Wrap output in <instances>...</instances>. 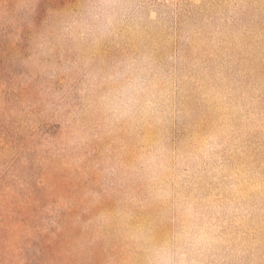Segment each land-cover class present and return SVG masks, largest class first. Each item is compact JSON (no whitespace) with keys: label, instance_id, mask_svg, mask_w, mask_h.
Listing matches in <instances>:
<instances>
[{"label":"rangeland","instance_id":"obj_1","mask_svg":"<svg viewBox=\"0 0 264 264\" xmlns=\"http://www.w3.org/2000/svg\"><path fill=\"white\" fill-rule=\"evenodd\" d=\"M18 3L0 0V264H139L118 228L95 223L117 201L98 166L109 155L132 154L141 141L163 138L177 147L209 135L220 137L221 165L198 194L222 205L213 239L225 264H264V0H150L157 20L106 43L97 59L151 49L174 72L175 115L96 130L69 152L47 147L65 130L43 115L40 78L25 61L41 22L77 0H31L24 18ZM79 83L70 85L77 104ZM134 222L161 233L171 227L169 215L148 204L137 207Z\"/></svg>","mask_w":264,"mask_h":264},{"label":"clouds","instance_id":"obj_2","mask_svg":"<svg viewBox=\"0 0 264 264\" xmlns=\"http://www.w3.org/2000/svg\"><path fill=\"white\" fill-rule=\"evenodd\" d=\"M31 0H19L17 14L30 16ZM150 0H77L71 10L49 14L36 30L25 66L40 78L43 115L62 124L64 134L47 147L79 150L96 130L162 124L175 115V77L148 48L111 60L97 59L103 45L137 34L157 20ZM64 85L55 87L56 81ZM79 80L72 99L70 85ZM70 110V111H69ZM220 137L209 135L177 147L163 138L141 141L135 152L109 155L98 175L116 208L101 212L99 227H116L134 248L139 264H225L212 226L222 205L202 199L199 187L220 165ZM88 196L99 202L98 193ZM165 211L170 229L161 233L151 222H134L137 207Z\"/></svg>","mask_w":264,"mask_h":264}]
</instances>
